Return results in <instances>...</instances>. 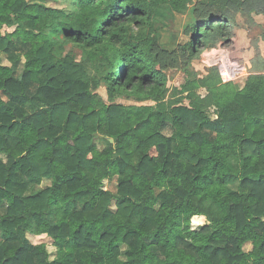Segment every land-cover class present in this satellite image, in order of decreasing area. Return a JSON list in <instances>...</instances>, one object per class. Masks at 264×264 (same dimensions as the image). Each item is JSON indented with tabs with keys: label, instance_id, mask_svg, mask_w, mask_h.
Wrapping results in <instances>:
<instances>
[{
	"label": "trees",
	"instance_id": "trees-1",
	"mask_svg": "<svg viewBox=\"0 0 264 264\" xmlns=\"http://www.w3.org/2000/svg\"><path fill=\"white\" fill-rule=\"evenodd\" d=\"M192 1L0 0V264H264V75L211 68L166 100L155 67V23ZM195 1L187 62L231 43L236 14L264 16V0Z\"/></svg>",
	"mask_w": 264,
	"mask_h": 264
},
{
	"label": "rangeland",
	"instance_id": "rangeland-1",
	"mask_svg": "<svg viewBox=\"0 0 264 264\" xmlns=\"http://www.w3.org/2000/svg\"><path fill=\"white\" fill-rule=\"evenodd\" d=\"M49 6L61 7L64 5L63 0L54 2L52 0H45ZM196 1L193 0L187 9L182 13L175 12H164V16L159 18V23H155V28L157 33L155 36L156 40V52L157 61L155 67L164 71L167 76V87L168 93L166 95V100L171 99L174 94V89L179 88L187 80L191 79H205L210 75L209 70L211 68H216L218 73L224 69H227L226 65H231L236 67L237 62V73L234 75L224 74V81L221 79L220 73L219 77L223 83L236 82L239 86H242L246 77L253 74L264 75V41H262V34L264 32V16L259 15H244L236 14L234 16V23L237 28L234 29V37L231 39V43H218L213 48H206L202 51L200 56L190 62H187L185 57L179 55L180 47L187 41L190 28L196 23L200 18L197 17L195 12ZM13 28H3L1 30L2 34L10 33ZM212 50H218L217 52H212ZM64 53H70L78 61L81 60V52L68 45L65 47ZM228 57V59L226 57ZM223 58V59H222ZM0 62L10 67L11 63L7 60L6 55L0 56ZM229 62V64L224 63ZM233 62V63H231ZM97 67V66H94ZM89 66L92 73H95V68ZM20 70L16 68L15 76L18 77ZM94 92L106 103H108V95L103 86H98ZM197 93L200 96H204L206 91L204 89H199ZM178 97V96H176ZM116 104L122 105H142L149 104L144 102L142 104L135 103L133 100L121 97L115 100ZM183 104H187V101H183ZM22 113L28 115L35 112V107L32 105H23L20 107ZM208 117L211 120L215 119L214 110L211 109L207 112ZM2 159L5 161L3 156ZM231 168L236 171L235 164H231ZM48 180L41 182L36 188H43L49 185ZM35 184H33L34 186ZM103 188L105 190L114 191L115 181L103 182ZM110 209L115 210L114 202L111 204ZM206 224L204 217H193L191 219L192 229L200 228ZM27 238L31 245L45 244L50 253L54 252L52 247V241L46 236H31L27 235ZM0 233V241H1ZM247 246L246 248H248ZM126 248L121 246V250L124 251Z\"/></svg>",
	"mask_w": 264,
	"mask_h": 264
},
{
	"label": "built area",
	"instance_id": "built-area-1",
	"mask_svg": "<svg viewBox=\"0 0 264 264\" xmlns=\"http://www.w3.org/2000/svg\"><path fill=\"white\" fill-rule=\"evenodd\" d=\"M227 64V63H226ZM227 69H226V72H222V71H219L220 73V76H221V79L224 81V74L225 73H228V74H231V75H234L235 73H237V69L238 67H233L231 66L230 64L229 65H226Z\"/></svg>",
	"mask_w": 264,
	"mask_h": 264
},
{
	"label": "crops",
	"instance_id": "crops-1",
	"mask_svg": "<svg viewBox=\"0 0 264 264\" xmlns=\"http://www.w3.org/2000/svg\"><path fill=\"white\" fill-rule=\"evenodd\" d=\"M215 51L217 52L218 50H212L211 53H212V52H215ZM225 57H226V56H225ZM226 58L228 59V57H226ZM222 59H223V58H222ZM227 63L229 64V62H227ZM231 63H233V62H231ZM235 63H236V66H237V62H235ZM224 64H226V62H225ZM237 67H238V66H237ZM223 72H226V69H224ZM225 74H227V73H225Z\"/></svg>",
	"mask_w": 264,
	"mask_h": 264
}]
</instances>
